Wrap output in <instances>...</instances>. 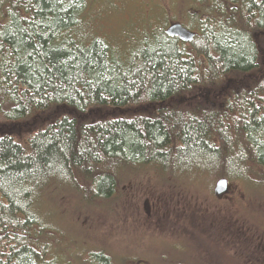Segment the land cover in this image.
<instances>
[{"label":"trees","instance_id":"trees-1","mask_svg":"<svg viewBox=\"0 0 264 264\" xmlns=\"http://www.w3.org/2000/svg\"><path fill=\"white\" fill-rule=\"evenodd\" d=\"M188 1L191 43L158 25L122 49L87 31L80 0H0V264L59 263L45 203H111L136 171L197 205L219 178L264 188V0Z\"/></svg>","mask_w":264,"mask_h":264},{"label":"rangeland","instance_id":"rangeland-1","mask_svg":"<svg viewBox=\"0 0 264 264\" xmlns=\"http://www.w3.org/2000/svg\"><path fill=\"white\" fill-rule=\"evenodd\" d=\"M185 3L187 8L190 2ZM181 4L183 0H80L78 10L92 36H101L107 47L124 49L137 46L158 25L164 30L172 19L189 25ZM148 43L154 41L149 39ZM25 129L29 133L31 128ZM26 132L19 130L14 137L25 141ZM148 170L134 172L144 173L129 178L119 191V199L111 203L104 199L82 205L83 195L77 191H69L66 201L54 195L45 203L40 216L43 218L46 211L48 223L55 227L56 249L51 256L57 264L89 263L86 253L97 249L110 254L113 264H236L230 257L240 264H255L257 258L261 261L264 188L232 181L220 200L190 204L187 197L183 200L176 193H187V189H181L170 174L158 184V177L152 170L145 172ZM193 190L206 194L201 188ZM242 223L250 227L247 236L239 233L247 232ZM204 230L213 233L207 235ZM57 249L65 250L64 258L57 255Z\"/></svg>","mask_w":264,"mask_h":264},{"label":"water","instance_id":"water-1","mask_svg":"<svg viewBox=\"0 0 264 264\" xmlns=\"http://www.w3.org/2000/svg\"><path fill=\"white\" fill-rule=\"evenodd\" d=\"M165 34L169 37L178 38L180 41L189 43L193 40L195 34L185 28H183L180 24L174 23L170 24L165 29ZM229 191V185L226 179L221 178L218 179L213 186L212 194L215 198H221L226 195Z\"/></svg>","mask_w":264,"mask_h":264}]
</instances>
